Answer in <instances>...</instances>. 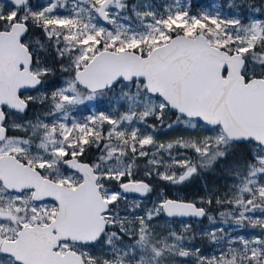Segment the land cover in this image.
Listing matches in <instances>:
<instances>
[{
  "label": "rangeland",
  "instance_id": "1",
  "mask_svg": "<svg viewBox=\"0 0 264 264\" xmlns=\"http://www.w3.org/2000/svg\"><path fill=\"white\" fill-rule=\"evenodd\" d=\"M88 1L52 0L47 7L40 10L42 15H50L48 19L53 21L55 26L67 25L72 32L70 36L78 34L81 37L80 42L86 44L77 58V63L83 62L90 55L96 43L105 39V45H107L106 41L111 43L117 37L110 28H104L107 24L99 23L91 14L93 13L92 9L96 6L95 2H90V6H92L90 10L86 8L85 5L88 4ZM101 1L98 0L99 5ZM127 1L112 0L108 8V23L112 22L113 19L109 14H118L121 10L126 9ZM60 7H68L69 9L66 11L57 10ZM130 7L143 26L142 30L137 31L132 29V26L127 22H119L120 32L125 35L127 45H138L143 40L148 39L151 34L155 36V40L158 39V36H167L168 33L163 27V23L167 26L186 24L187 30L190 31L195 24H203L206 18L215 22L219 27L222 26L221 22H225L221 30L223 33L220 35L221 39L228 36L234 38V41L239 42L238 47L243 52L252 47L254 41L260 36L264 38V21L261 18L255 17L252 19L251 25H240L232 30L228 28V25L237 24L239 19L236 16L225 19L214 5L208 7L203 16L188 17V9L183 4V0H173L164 19L157 16L156 8L152 6L149 0H134ZM46 8L47 11L45 12ZM98 8L99 6L96 7V11ZM11 9L9 3L0 0V10L11 15L13 13ZM29 9V7L26 8V10ZM0 14L4 17V12L0 11ZM57 27H54L55 30L52 27L53 29L46 31L51 35L59 31ZM106 34H109L110 37ZM250 52L252 57L248 58L250 61L249 72L255 73L260 66L255 63L254 51ZM259 54L263 56L264 52ZM34 70L37 73L46 72L47 68L38 66ZM76 84L75 80L65 77L62 86L50 94L53 106L61 110L60 118L62 120L59 124L61 129L58 131V138L49 127L48 130L45 129L44 134L41 132L40 135H43L44 138L41 144L44 152L39 155L38 163L58 164L62 161L64 154L70 152L67 142L68 136L72 134L74 136V140H69V144L78 142L83 148L82 144L86 143L89 136L96 130L92 122H108L107 127H110L111 131L104 136L107 139V142L104 143L106 148L103 147L105 154L102 160L95 165L99 174L105 175L108 183H113L115 188L120 182L124 184L128 180H137L138 178L144 180L147 186L145 196L143 195L141 200L143 203L150 202L149 205H143L144 211L136 207V211L139 210L140 213H136L133 217L136 221L138 214L140 217L139 222L135 225L129 222V219L126 221L122 219L126 218L127 215L123 214L121 209L115 211L112 216L113 225H116V222L123 224L120 225L119 231L116 230L113 233L110 231L103 237L102 241L114 245L116 241L122 240L124 246L121 248L120 245L118 247L117 245L112 246L114 252L111 255H108V247H102L99 243L93 244V246L83 245L80 247V252L84 253L92 264H170L165 256L173 257L176 264H253L258 261L264 264V181L260 183L255 177L257 172L260 173V169L250 170L251 181L244 187L236 179L224 180L226 188L224 191H220L223 196L217 195L216 200H214L215 194L209 191L205 196L196 200L187 199V192L181 187H177L188 179L179 182V178L185 175L186 170L195 169L191 171L193 174L194 171L198 170L196 165L222 160L226 148L224 145L228 138L221 127L206 128L197 119L168 122L166 118L163 119L168 115H166L167 104L165 101L151 95L147 90L145 94L141 92L142 87L139 81H123L119 84L121 93L109 106L111 113L97 109L96 92L91 95H83L76 88ZM37 94L42 99L47 96V92L43 88H39ZM74 101L88 102L91 109L88 120H78L70 109L64 107L66 102ZM147 116L159 118L158 124H147L145 122ZM42 126H44L43 123ZM45 126L47 125L45 124ZM74 127L78 129V137L74 134ZM31 132L33 133V130ZM143 134L148 137H143ZM138 141H142V147L150 148L147 152L142 153L148 158L146 163L133 160L130 156V153L139 154ZM190 144H192L190 149L195 151V156L197 155L195 160L191 157L192 155L189 158L181 157L185 153L183 149H187L186 147ZM22 146L19 139L9 138L0 146V150L4 152L21 150ZM34 163L36 162L34 161ZM134 164H150L152 171L164 179V182L161 183L162 187L158 188L151 185L153 178L151 174L138 170ZM174 166L182 168L181 173L176 172ZM63 167L68 181L70 183L75 182L76 175L68 173L76 171ZM76 174L80 177L78 181L83 179L79 172ZM124 177H127L126 181H122ZM149 192H152L153 195L148 194ZM167 193L181 200L193 202L198 200L200 202L198 204L206 208L207 217L201 220L167 218L159 207L167 199L165 195ZM114 198L126 199L127 197L124 196V190H122L111 192L110 199ZM134 198L130 199L134 200ZM221 198L224 200L220 201ZM220 202L223 204H221L219 211ZM128 203L117 200L115 207L121 206L123 210L127 207L133 209L131 203L130 205ZM124 204L126 206H123ZM212 207L218 210L215 211ZM48 211L49 215L54 214L53 204H48ZM208 242L215 245L209 251L203 248V244H208ZM198 243L201 244V247L197 245ZM71 245L81 244L69 242L65 244V249L74 250ZM0 264L9 263L0 259Z\"/></svg>",
  "mask_w": 264,
  "mask_h": 264
},
{
  "label": "water",
  "instance_id": "2",
  "mask_svg": "<svg viewBox=\"0 0 264 264\" xmlns=\"http://www.w3.org/2000/svg\"><path fill=\"white\" fill-rule=\"evenodd\" d=\"M5 1L18 8L28 5V0ZM110 2L103 0L98 9L104 23ZM28 30L25 22L16 21L10 29L0 31V140L6 136L1 126L2 107L25 112L28 104L20 93L33 91L41 83L32 70L33 54L23 41ZM245 63L241 52L229 53L213 45L205 34H178L145 56L129 49H102L77 70L75 79L90 92L108 89L121 81L143 80L147 92L161 97L173 113L219 126L235 142L252 141L264 147V78L247 79L242 73ZM13 164L23 166L12 154L0 156L2 180L8 176L7 169H16ZM64 164L82 175L81 183L75 187L56 183L27 166L23 167L33 173V178L8 180L14 187L35 189V199L49 198L59 204L51 225L26 228L15 241L4 244V250L22 264H88L77 251L61 254L55 249L61 240L92 244L105 232L104 213L109 210V203L100 191L99 175L93 165L75 157L66 159ZM191 175L192 172L186 173L180 179ZM123 188L142 194L144 181H129ZM163 210L168 218L201 220L207 216L203 206L176 198H167Z\"/></svg>",
  "mask_w": 264,
  "mask_h": 264
},
{
  "label": "trees",
  "instance_id": "3",
  "mask_svg": "<svg viewBox=\"0 0 264 264\" xmlns=\"http://www.w3.org/2000/svg\"><path fill=\"white\" fill-rule=\"evenodd\" d=\"M52 0H34L29 1V10H26L24 8H16L13 7V14L9 15L6 11L0 10L1 12H4V17L0 14V30L7 29L10 25V23L14 21H25L29 27V31L27 35L24 38V41L28 43L29 48L33 52L34 56V62L33 66H45L49 67L50 69L46 72H43V87L44 88H50L53 89L55 85L61 84L63 81V78L69 77L73 80H75V73L76 71L83 66V64L87 63L95 53L100 51L101 49H121V48H127L135 50L142 55H147L154 47L163 44L167 42L171 37L175 36L176 34L180 33H186L191 36L196 35L197 33H204L209 40L216 46L230 52L234 53L236 51L241 52L242 50L238 47L239 42L234 41V38L226 37L221 39V30L224 27L225 22H221V27L217 26V24L211 20H208L207 18L204 19L203 24H195L193 29L188 31V26L186 24L181 25H175L168 27L166 24H162L163 27L166 29L167 33L169 34V38H167L164 35L158 36V39L155 40V36L153 34L150 35V37L146 40H143L140 44L132 46L126 44V38L125 35H123L122 32H120L119 29V22L125 21L127 24H130L132 26V29L134 30H142L141 22L137 19V15L134 12L133 9H131L130 5L134 0H128L127 1V7L126 9L121 10L118 14L114 13V15L111 13L110 17H113L112 22L105 26L104 28L107 29L110 27V30L113 31V34L116 35V40L105 45V39L99 43H96L92 51L90 52V55L87 56L83 62L77 63V58L82 52V49L86 44L81 43V37L77 34L71 35V29L67 25L63 26H55V23L53 21H49L48 17L49 14L42 15L40 10L47 7L49 2ZM95 0H89L88 4H86V8L90 10L92 6H90V2ZM100 2V1H99ZM151 4L156 8V14L157 16L161 18H165L168 11L170 10V3L173 2V0H150ZM183 4L187 7L188 12L187 16L192 17L193 15H199L203 16L204 11L208 8L214 5V7L220 11V14L225 17V19L228 17L236 16L239 21L237 24H229L228 28H231L234 30L235 28L239 27L240 25H251V21L253 18L258 17L261 18L264 21V0H183ZM99 6L98 0H96V6L94 9H92L95 19L100 22L98 16L96 7ZM68 7L63 8H57V10L60 11H66L68 10ZM47 11V8L45 9V12ZM49 21V23H47ZM57 27L58 32H54L53 34H49L46 30L51 28ZM52 28V29H53ZM55 30V28H54ZM112 34V33H111ZM223 34V33H222ZM108 37H110L109 34H106ZM129 35V33H128ZM261 37V36H260ZM258 38L254 41L252 47L248 48L244 51L245 56L247 57V64L245 66V69L243 71V74L248 77L249 76V59L252 57V53L250 51H254L255 55V63L260 66V68L254 73L257 76L264 77V55L261 56L259 53L264 52V38ZM128 38V36H127ZM95 43V42H94ZM93 43V44H94ZM104 44V45H102ZM253 61V60H252ZM254 62V61H253ZM55 75V79L51 78L50 76ZM56 81V83H55ZM141 85V92L144 94L146 93V89L144 86L143 81H139ZM122 83V82H120ZM119 83V84H120ZM55 84V85H54ZM116 85L114 87L105 89L103 91L96 92V102H97V109L99 111L111 113V110L109 109V106L111 103H114V99L119 97L120 95V85ZM42 87V88H43ZM76 88L83 94V95H91L92 93L86 90L85 88L79 86L76 84ZM86 99V98H85ZM87 100V99H86ZM41 108H40V114L43 115L46 119H50V112H52L53 103L52 100L49 101H43ZM114 106V104H112ZM65 108L70 109V111L76 115L77 119L80 121L88 120L91 109L88 104V102H66ZM45 110V112H41ZM63 111V109H62ZM168 114V115H167ZM166 115L164 118L167 119L168 122L180 121V120H188L193 121L195 119H190L187 117H184L180 114L173 113L169 107H166ZM147 124H158V119L155 116H147L146 118ZM96 130L94 133L89 136L86 143H83V150L82 151V157L81 160H85L87 162H91L94 164V160L92 159V151H95V149L99 152L101 147L106 148L104 146V143H106L107 139L104 137L107 133L111 131L110 127H107L108 122L100 123L99 121H94ZM202 123V122H201ZM206 128L210 129H216L217 127L210 126L207 124L202 123ZM58 127H54L55 131H57ZM75 130V136L78 137L79 132L77 127H74ZM147 136V135H146ZM148 137V136H147ZM144 139V138H142ZM70 141L74 140L73 134L68 136V148L70 152H73L77 150V148L80 146V143H71ZM138 153L137 155H133V153H130V156L133 158V160H138L141 162H148L147 156H143L142 153L147 152L150 148L142 147V141H138ZM192 144H190L187 149H183L185 152L183 158H189L190 155L195 160L197 155L195 156V151L193 149H190ZM226 148L224 149V156L222 160H216L214 162H209L208 164H202V165H196L197 171L189 177L187 180L180 183L177 187H181L184 191L187 192V199L193 198L197 199L200 197H203L206 195L207 191L213 192L215 195L214 200H216L217 195H222L220 191H224L226 188L225 182L230 181L233 179H236L237 181H240V184L244 187L245 185H248V183L251 181L250 174L251 169L255 171L256 168L260 169V173H256L257 180L261 183L264 181V148L255 142H243L238 143L232 140H226V143L224 145ZM103 153H105V150H103ZM68 154H71L68 152ZM92 164V165H93ZM138 167V170H142L143 172H148L151 174L152 182L151 185H154L155 187L161 188L162 184L164 182V179L157 176L155 172L152 171L150 164H134ZM263 168V169H262ZM174 169L176 172L181 173L182 168L178 166H174ZM195 170V169H193ZM180 171V172H179ZM189 171L186 170L184 173H188ZM249 173V174H248ZM149 174V175H150ZM183 174V173H182ZM249 175V178L247 180H244L243 178H246ZM139 176V174H138ZM179 182H181V179L179 178ZM161 184V185H160ZM187 184V185H186ZM186 185V186H185ZM185 186V187H184ZM152 189V188H151ZM148 194H152V192H149ZM153 195V194H152ZM166 197L172 196L171 194L167 193L165 194ZM173 197V196H172ZM174 198V197H173ZM224 198H221L220 201H223ZM200 203L198 200L195 201ZM204 203V201H201ZM126 203H128L126 201ZM116 202L113 203L115 207ZM142 204L149 205L150 202H145ZM221 204L223 202H220V209ZM199 205V204H198ZM123 206H126L124 204ZM203 206V205H201ZM137 208H140L142 211H144L143 207H141L139 204L136 205ZM160 209H162V205L159 206ZM115 211H118L121 209L123 214H126V218H122L125 221L129 219V222H134L135 216L133 217V209H130L129 207L122 209L121 206L115 207ZM213 210L217 211L218 209ZM163 210V209H162ZM164 214L162 213V216ZM123 223L116 222V225H112L108 228L107 232L108 234L110 231H116L120 230V225ZM118 226V228H117ZM261 233V232H260ZM104 235V236H105ZM103 236V237H104ZM104 238H102L100 241H102ZM201 241V240H199ZM117 247L120 245V248L124 246V242L122 240L116 241ZM110 244V249L112 252L114 250L112 249V246ZM197 245L201 244L198 243ZM215 247V245L211 242L204 243L203 248L209 251L211 248ZM217 250V248H216ZM165 258L168 260L170 264H173L170 256H165ZM253 264H262L260 261L253 263Z\"/></svg>",
  "mask_w": 264,
  "mask_h": 264
},
{
  "label": "flooded vegetation",
  "instance_id": "4",
  "mask_svg": "<svg viewBox=\"0 0 264 264\" xmlns=\"http://www.w3.org/2000/svg\"><path fill=\"white\" fill-rule=\"evenodd\" d=\"M30 0H28L29 2ZM34 1V0H31ZM95 2L96 5V0L92 1ZM13 11V6H11ZM15 7V6H14ZM18 8V7H16ZM98 12V10H97ZM10 27V26H9ZM9 29V28H7ZM1 31V30H0ZM246 66V65H245ZM245 66L243 68V71L245 69ZM45 67V66H44ZM250 67V65H249ZM35 67H32L33 71ZM47 71L50 69L48 66L46 67ZM23 69V67H21ZM37 73V72H36ZM250 73V72H249ZM37 75L41 79L40 85L33 91H23L20 93V97L27 102L28 108L25 112H19L16 110H12L9 106H3L2 107V112L4 114V121L1 123V126L4 127L6 130V136L3 140H0V146L5 143L6 140L9 138H17L22 142V147L21 150H11V151H1L0 150V156L4 154H12L17 157L19 161H21L23 166L31 167L33 169H36L42 176L43 178L47 180H52L56 183L60 184H67L68 186L75 187L79 183L82 182L83 179L79 180V176L76 174V172H71L68 174H75L76 175V181L70 183L67 179V176L65 175V169L63 166H65L64 161L68 158L75 157L81 162H87L85 160H81L82 157V151L83 148H81V145L77 148L76 152H69L71 154H64L62 157V161H60L58 164H39L38 159L39 155L44 152L43 147L41 144L44 141L43 135H40L41 132L44 134L45 129L48 130V127L51 131L54 132L56 135V138L59 137L58 131H60V126L59 124L61 123V110L57 109L55 106L52 107V112H50V119H46L43 115H41L40 108L43 101H49L52 100L50 97L51 92H55L60 84L55 85L53 89L50 88H44L43 87V72L40 71L37 73ZM50 76V75H47ZM55 79V75L50 76ZM252 77H260L255 75L254 73H250L247 79H250ZM56 83V81H55ZM64 83V80L62 81ZM46 90L47 96L45 98H41L38 94L37 91L39 88H42ZM53 101V100H52ZM45 112V110L41 111ZM159 119V118H157ZM42 123L44 126H42ZM47 126H45V124ZM58 127L57 131H55L54 127ZM33 130V133L31 132ZM146 135L143 134V137ZM23 140V141H22ZM103 148L101 147L100 151L98 152L96 149L95 151H92V159L94 160V164L91 162V165L93 164V167L96 171V173L99 175L98 179V184L101 185V191L109 202V210H107L104 213L106 222H107V227L106 231L108 228L112 225V216L115 214V207L113 205L114 202H117V200H122V201H128V205H132L133 207V214L135 216L136 213H140V211H136L137 208L135 205L139 204L141 207H143L142 204V196H145V188L147 186L146 182L140 178L137 180H128V181H144V191L142 194H137V193H128L124 190L123 186L126 183H117L116 186L117 188L114 187L113 183H108V179H106L105 175H100L98 169L96 168V164L102 160V157L104 156L105 153H103ZM34 161L36 163H34ZM38 163V164H37ZM16 165V169H7V174L5 179L2 180L0 178V259L4 262H7L9 264H22L20 263L16 257L12 254L9 253L8 251H5L3 246L6 242L8 241H15L18 237V234L29 227H47L51 225L52 221L55 219L58 211H59V204L53 199L45 198V199H35L34 198V193L35 189L29 188L27 186H18L14 187L15 185H10L8 183V180H13V177L16 179L20 180H29L33 178V173L30 172L27 168L23 166H19V164H13ZM66 167V166H65ZM68 168V167H67ZM74 171V170H73ZM190 172L193 171L192 169L189 170ZM249 174V173H248ZM12 178V179H11ZM82 178V176H81ZM249 178V175L246 178H243L244 180H247ZM127 177H124L122 181H126ZM5 181V182H4ZM127 181V182H128ZM120 187V188H119ZM124 190V196L127 197L126 199H110V193L113 191L120 192ZM135 197L134 200H131L130 198ZM139 200V201H138ZM51 203L54 206V214L49 215L48 211V204ZM135 207V208H134ZM117 212V211H116ZM140 214H138L137 221L134 220L133 225L137 224L139 221ZM128 225V224H127ZM115 232V231H113ZM112 232V233H113ZM71 242V241H69ZM65 240H61L59 242L58 248L55 249V251L63 254L66 252L68 249H65V244L69 243ZM73 243V242H71ZM99 243L101 244L102 247L105 246L106 248L108 247V255L112 254V251L110 249V243L106 244L104 241H96L95 243L92 244H83V243H74V244H81V245H71V247L79 252L83 257L85 262L88 264H92V262L84 255V253L80 252V247L83 245L87 246H93V244ZM79 246V247H77ZM70 249V248H69ZM128 252V251H127ZM128 254H130L128 252ZM131 255V254H130ZM171 260L173 264H176V260L171 257Z\"/></svg>",
  "mask_w": 264,
  "mask_h": 264
}]
</instances>
